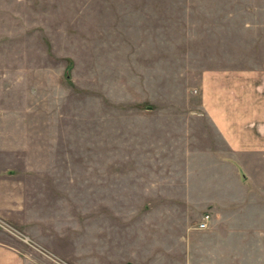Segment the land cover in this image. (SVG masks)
Listing matches in <instances>:
<instances>
[{
  "label": "rangeland",
  "instance_id": "1",
  "mask_svg": "<svg viewBox=\"0 0 264 264\" xmlns=\"http://www.w3.org/2000/svg\"><path fill=\"white\" fill-rule=\"evenodd\" d=\"M209 80H264V0H0V244L25 264H199L190 227L227 200L194 182L228 152L203 110L243 93Z\"/></svg>",
  "mask_w": 264,
  "mask_h": 264
},
{
  "label": "crops",
  "instance_id": "2",
  "mask_svg": "<svg viewBox=\"0 0 264 264\" xmlns=\"http://www.w3.org/2000/svg\"><path fill=\"white\" fill-rule=\"evenodd\" d=\"M209 81L218 83L219 87L224 84L242 86L243 93H216V99L210 95V100L218 99L219 108L203 110L212 133L208 147L224 148L228 152L226 155L213 152L211 175L207 173L210 169H205L206 158L200 161L201 171L195 174L194 182L202 195L227 200L226 204L213 203L212 213L204 211L201 215L200 220L207 215V228L190 227L191 234L195 235L194 252L199 255L196 256L199 264H264V80H241L240 84L237 80L233 83ZM200 142L203 143L197 136L196 143ZM238 149L243 150L241 159L232 155ZM240 167L243 171L237 178ZM235 180L242 187L241 196H238L242 205L240 198L229 197L234 191ZM185 239L181 237L180 244H185ZM183 254L185 264H190L191 259H185ZM23 260L8 245L0 244V264H25Z\"/></svg>",
  "mask_w": 264,
  "mask_h": 264
},
{
  "label": "built area",
  "instance_id": "3",
  "mask_svg": "<svg viewBox=\"0 0 264 264\" xmlns=\"http://www.w3.org/2000/svg\"><path fill=\"white\" fill-rule=\"evenodd\" d=\"M206 218H207V215H205V216L203 217V220H201V221L199 222L198 226H199L200 228H205V227H206ZM28 245H29L30 247H32V245H30L29 243H28Z\"/></svg>",
  "mask_w": 264,
  "mask_h": 264
},
{
  "label": "water",
  "instance_id": "4",
  "mask_svg": "<svg viewBox=\"0 0 264 264\" xmlns=\"http://www.w3.org/2000/svg\"><path fill=\"white\" fill-rule=\"evenodd\" d=\"M127 264H130V263H127Z\"/></svg>",
  "mask_w": 264,
  "mask_h": 264
}]
</instances>
